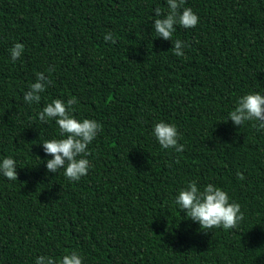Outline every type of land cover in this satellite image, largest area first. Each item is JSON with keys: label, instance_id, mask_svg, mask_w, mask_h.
Instances as JSON below:
<instances>
[{"label": "trees", "instance_id": "1", "mask_svg": "<svg viewBox=\"0 0 264 264\" xmlns=\"http://www.w3.org/2000/svg\"><path fill=\"white\" fill-rule=\"evenodd\" d=\"M157 7L167 13L166 0H0V160L17 167V181L0 176V264L65 250L83 264H264V132L227 120L239 97L264 95V0H185L199 23L173 33L183 57L156 38ZM37 72L52 83L25 104ZM70 97L76 119L102 125L78 182L46 171L40 143L59 132L35 119ZM161 121L183 152L155 141ZM192 181L240 204L235 229L186 220L174 200Z\"/></svg>", "mask_w": 264, "mask_h": 264}, {"label": "clouds", "instance_id": "2", "mask_svg": "<svg viewBox=\"0 0 264 264\" xmlns=\"http://www.w3.org/2000/svg\"><path fill=\"white\" fill-rule=\"evenodd\" d=\"M167 13L157 7L154 14L152 29L156 38L171 41L172 53L183 57V49L188 45L181 41H172L176 27L192 29L199 23V17L191 8L184 7L185 0H166ZM162 17V18H161ZM105 42L112 44L116 40L111 32L104 36ZM24 45L15 43L9 50L10 59L14 63L22 56ZM49 72L55 71L50 68ZM52 83L51 79L42 72L35 74V81L28 86L23 95L25 104H39L41 94ZM78 103L76 97H70L65 103L61 99H54L47 103L35 116L41 124L47 125L54 121L58 128L59 139L52 138L40 143L45 156L51 159L44 161L46 171L57 174L63 170L64 177L69 182H78L86 176L91 163L86 158L90 155L88 145L91 144L102 131V125L93 119L78 120L73 113ZM227 120L234 126L242 127L246 122H252V127L258 132H264V95L249 93L235 101L234 109L228 113ZM151 135L159 146L165 150L174 149L176 153L184 151V145L179 144L177 127L163 121L156 123ZM16 161L11 157L0 160V176L9 181H17ZM237 179L244 180L242 173H237ZM177 209L185 213L186 220L199 225L200 229L209 232L213 229L225 231L235 229L244 219L241 206L235 201H230L228 193L214 184H207L201 189L196 181L188 183L181 189L174 200ZM35 264H83V257L75 250H65L59 260L53 257L39 256Z\"/></svg>", "mask_w": 264, "mask_h": 264}]
</instances>
